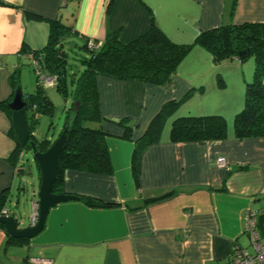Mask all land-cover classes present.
<instances>
[{"label":"crops","instance_id":"0c3cea01","mask_svg":"<svg viewBox=\"0 0 264 264\" xmlns=\"http://www.w3.org/2000/svg\"><path fill=\"white\" fill-rule=\"evenodd\" d=\"M0 2V104L12 100L15 71L17 82H28L29 87L30 79H24L20 67L30 65L32 51L46 46L51 21L68 27L80 43L98 44L116 31L126 44L155 26L171 43L190 45L199 33L221 26L264 24V0ZM254 70L251 57L215 63L210 52L194 46L163 85L99 77L102 120L85 125L106 134L112 173L66 170L61 194L77 200L51 207L43 230L22 243L8 242L10 237L0 228V264H30L32 258L52 264H107L109 252H115L118 264H228L233 244L248 245L246 213L264 214V138L238 140L233 130ZM35 84L36 77L31 92ZM31 92L23 90V94ZM170 102L180 104L167 117L159 141L143 151L135 182V143ZM41 116L45 115L38 116V123ZM205 116L224 119L226 139L207 143L170 140L174 120ZM123 121L131 128L129 140L124 138ZM52 125L45 137L51 142L57 136L50 132ZM10 131L11 118L0 107V194L9 193L4 209L17 219L14 208L19 207L24 188L16 174L20 167L13 158L16 142ZM33 136L37 139L35 130ZM218 158H224L226 167L217 165ZM79 197L109 207H89ZM35 200L33 191L31 214Z\"/></svg>","mask_w":264,"mask_h":264},{"label":"trees","instance_id":"16d2710c","mask_svg":"<svg viewBox=\"0 0 264 264\" xmlns=\"http://www.w3.org/2000/svg\"><path fill=\"white\" fill-rule=\"evenodd\" d=\"M0 4L3 3L0 2ZM25 15L35 20H42L40 17L29 16L26 13ZM49 25L50 33L46 46L31 53L41 68L56 78L54 87L68 103L65 121L73 104L79 103L73 128L59 155L57 180L52 189L53 193L61 194L62 175L66 170L99 175L112 173L105 145L106 134L100 128L85 125L87 123L99 124L102 120L97 79L105 77L118 81L163 85L171 79L182 59L194 46L210 52L215 63L231 59L240 60L239 53L248 50V57L253 59L255 70L251 82L245 87L244 106L233 120L234 137L238 140L264 138V24L244 23L235 26H221L199 33L190 45L171 43L155 26H152L138 39L126 44L120 42L119 33L116 31L108 33L102 43H95L98 46L96 50L88 49L87 41L83 43L77 41L71 30L59 21H51ZM75 49L83 54L79 58L78 67L70 64L69 60V52L73 54ZM17 75L18 72L15 71L11 76L13 89L18 83ZM219 84L222 85L220 80ZM189 96V93L186 94L183 100ZM23 100L27 103L30 138L36 142L38 150L44 152L54 140L51 142L45 138L38 141L33 136V132L38 123V116L53 117V105L46 95V88L38 83L37 78L34 90L31 93H24ZM7 103H1L0 107L6 110L8 116L11 117V112L6 108ZM179 104V102H170L164 105L150 122L143 137L136 141L132 156V175L135 182L138 180L143 151L159 141L167 117L176 110ZM121 124L125 130L124 138L129 140L131 128L127 125L128 121H123ZM49 125H52V122ZM59 134L60 132L56 138ZM10 135L16 142L12 129ZM224 139H226V123L220 116L181 117L174 120L170 128V140L174 143H207ZM22 151L29 154L27 147L22 149L16 142L13 154L16 164H18V157ZM36 170L39 181L37 166ZM239 170L241 169L237 171ZM9 196L8 192L0 194V214L7 205ZM166 196L168 195L163 197ZM78 200L93 208L109 207L87 197H79ZM262 219H264V214L257 216V229L260 235H264ZM0 228L4 229L1 224ZM25 240L7 239L10 243H22Z\"/></svg>","mask_w":264,"mask_h":264},{"label":"water","instance_id":"95a60500","mask_svg":"<svg viewBox=\"0 0 264 264\" xmlns=\"http://www.w3.org/2000/svg\"><path fill=\"white\" fill-rule=\"evenodd\" d=\"M248 55V50H243L238 57L240 60H244ZM6 107L11 112V129L18 146L22 149L28 148L30 156L39 171V188L36 195L38 216L35 225L27 228H19L17 219L12 215H0V224L4 227L6 235L12 239H31L43 230L47 213L51 207L58 203L77 200V197L71 195L55 194L52 189L57 180L59 155L63 151L68 135L73 128L79 110V103L75 102L73 104L60 134L44 152H40L36 142L30 138L27 103L23 100V91L19 83L14 89L12 100L6 104ZM24 172L25 170L22 167L16 170L19 177ZM107 264H118L115 252H109Z\"/></svg>","mask_w":264,"mask_h":264},{"label":"rangeland","instance_id":"374dc122","mask_svg":"<svg viewBox=\"0 0 264 264\" xmlns=\"http://www.w3.org/2000/svg\"><path fill=\"white\" fill-rule=\"evenodd\" d=\"M69 60L70 64H75V67L79 66V58L83 56L81 51L74 50V53L72 54L69 52ZM76 54V55H74ZM21 72L24 75V79L26 77H29V87L28 82L25 83L23 80L21 81L20 86L22 91L25 92H31L30 86L35 81V76L32 71V68L30 65L23 64L21 67ZM31 82V84H30ZM27 84V85H26ZM46 95L48 96L49 100L51 101L53 105V117L49 118L47 116H41L40 122L36 125L35 129V135L38 140H42L46 137L47 132L49 131V124L52 122V128L50 129V132L54 131L57 135L63 127V123L65 121L66 112H67V104L64 99L61 97V95L56 91L55 87H47L46 88ZM55 135V136H56ZM24 158V174L18 179L20 182V187L24 188V191L20 193V204L18 208H14L15 214L18 220V224L20 226L27 227L29 225V218L31 217V200H32V192L34 191L37 195L38 193V180H37V170L36 165L33 162L30 153L25 154ZM37 200V196H36Z\"/></svg>","mask_w":264,"mask_h":264},{"label":"built area","instance_id":"2783aa9c","mask_svg":"<svg viewBox=\"0 0 264 264\" xmlns=\"http://www.w3.org/2000/svg\"><path fill=\"white\" fill-rule=\"evenodd\" d=\"M67 1V0H64ZM87 48L96 50L98 46L93 41H87ZM30 66L38 83L44 87H54L56 78L47 74L39 65L38 61L29 55ZM18 166L24 165L25 152H21L18 157ZM217 165L226 167L224 158L217 159ZM0 215L8 216L9 213L5 209L1 211ZM38 216V206L36 200L32 204L31 226L35 225ZM244 232L247 236V247L233 244L230 249V258L228 264H264V237H262L257 229V213L248 211L244 217ZM30 264H52L50 260L42 258H32L29 260Z\"/></svg>","mask_w":264,"mask_h":264}]
</instances>
